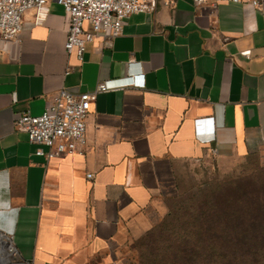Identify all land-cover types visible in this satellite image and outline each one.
<instances>
[{
	"label": "crops",
	"instance_id": "crops-1",
	"mask_svg": "<svg viewBox=\"0 0 264 264\" xmlns=\"http://www.w3.org/2000/svg\"><path fill=\"white\" fill-rule=\"evenodd\" d=\"M173 1L131 16L115 39L97 36L82 60L65 49L69 17L56 2L42 25L27 11L20 39L1 43L0 234L21 264H111L150 228L186 163L264 152V0L255 10ZM140 73L144 88L98 95L71 155H37L14 125L63 88Z\"/></svg>",
	"mask_w": 264,
	"mask_h": 264
},
{
	"label": "built area",
	"instance_id": "built-area-1",
	"mask_svg": "<svg viewBox=\"0 0 264 264\" xmlns=\"http://www.w3.org/2000/svg\"><path fill=\"white\" fill-rule=\"evenodd\" d=\"M56 2L69 17L65 49L82 60L87 46L97 36L115 39L124 30L125 21L133 15L155 12L158 7L173 6V0H0V52L1 43L18 41L24 29V15L35 10V26L42 25L48 14V4ZM196 5L210 2L215 9L220 3L242 4L257 9L260 0H194ZM249 54V52H246ZM122 81V83H119ZM116 81L99 82L90 92L75 94L59 90L40 116L30 112L18 115L17 129L28 135L30 143L39 146L36 154L47 159L64 157L77 152L86 144L88 118L91 106L99 94L126 87L144 88V74L131 75ZM45 146L47 151L41 148ZM92 178V175L88 176ZM10 245L6 247L9 261L21 264L18 251L9 236L0 234ZM1 248V247H0Z\"/></svg>",
	"mask_w": 264,
	"mask_h": 264
},
{
	"label": "trees",
	"instance_id": "trees-1",
	"mask_svg": "<svg viewBox=\"0 0 264 264\" xmlns=\"http://www.w3.org/2000/svg\"><path fill=\"white\" fill-rule=\"evenodd\" d=\"M157 264H264V174L211 193Z\"/></svg>",
	"mask_w": 264,
	"mask_h": 264
},
{
	"label": "rangeland",
	"instance_id": "rangeland-1",
	"mask_svg": "<svg viewBox=\"0 0 264 264\" xmlns=\"http://www.w3.org/2000/svg\"><path fill=\"white\" fill-rule=\"evenodd\" d=\"M263 174L264 152L225 163L212 159L186 163L167 185L163 206L150 228L121 244L111 264H157L205 197L224 185Z\"/></svg>",
	"mask_w": 264,
	"mask_h": 264
},
{
	"label": "bare ground",
	"instance_id": "bare-ground-1",
	"mask_svg": "<svg viewBox=\"0 0 264 264\" xmlns=\"http://www.w3.org/2000/svg\"><path fill=\"white\" fill-rule=\"evenodd\" d=\"M9 245L10 243L0 235V264H11L6 251V247H9Z\"/></svg>",
	"mask_w": 264,
	"mask_h": 264
}]
</instances>
